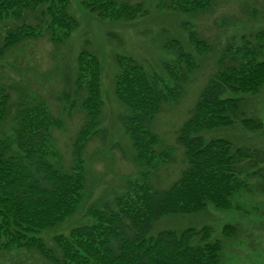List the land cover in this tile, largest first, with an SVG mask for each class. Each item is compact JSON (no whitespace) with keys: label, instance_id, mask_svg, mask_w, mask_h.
<instances>
[{"label":"trees","instance_id":"1","mask_svg":"<svg viewBox=\"0 0 264 264\" xmlns=\"http://www.w3.org/2000/svg\"><path fill=\"white\" fill-rule=\"evenodd\" d=\"M79 3L100 20L129 23L145 15L142 2ZM209 4L210 0H173L169 9L194 15ZM29 17L33 23L28 22ZM8 18L21 23L17 31L4 32L0 57L20 42L42 35L52 43L63 42L78 27L69 0H0V20ZM259 33L255 43L249 40L252 37L248 39L251 46H226L217 58V68L177 131L185 166L174 181L162 189L147 183L137 187L140 192H126L115 199L114 208L107 205L90 211V222L71 228L67 234H55L47 243L40 233L64 223L83 199V151L98 134L102 62L95 52L82 47L75 57V99L66 97L69 109L78 107L85 118L72 139L69 169L56 157L52 131L60 121L58 124L44 102L20 103L11 118V136L0 137V249H25L47 264H225L224 241L236 236L234 223L223 225V240L213 236L212 227L205 224L152 231L165 216L201 214L208 206L221 210L235 207L234 198L248 189L242 177L254 178L264 167L261 150L226 136L206 135L236 124L248 131L262 129L259 117L254 119L244 111L246 96L258 94L264 86V47L260 41L264 32ZM190 40L201 53L208 49L194 33ZM162 49L173 53L178 62L176 73L165 65L168 78L160 79L161 84L151 79L133 56H115L113 94L128 109L119 122L129 139L133 160L142 167L154 168L157 158H169L155 148L158 137L153 122L166 104L176 103L188 76L197 69L178 40L163 42ZM8 100L9 94L0 86V122L8 113Z\"/></svg>","mask_w":264,"mask_h":264},{"label":"rangeland","instance_id":"2","mask_svg":"<svg viewBox=\"0 0 264 264\" xmlns=\"http://www.w3.org/2000/svg\"><path fill=\"white\" fill-rule=\"evenodd\" d=\"M142 2L145 15L133 22H112L90 15L79 3L69 0V10L78 21L77 29L63 42L52 43L45 35L24 40L0 57V86L9 94L8 113L0 122V137L11 136L12 117L20 103L44 102L48 112L58 118L52 135L58 161L69 169L72 163V139L84 122L78 107L69 109V100L75 99L72 80L75 75V57L84 46L95 52L102 62V109L98 117V134L93 136L83 151L85 185L83 199L76 211L55 228L42 231L40 237L47 243L58 233L67 234L75 226L92 220L89 212L114 208L115 199L126 192H140V186L167 187L184 168L182 147L177 143L179 127L187 119L201 87L217 68L216 60L226 46L242 49L256 42V35L264 32V0H210L208 8L194 15L169 9L173 0H129ZM178 1V0H174ZM189 1V0H186ZM28 22L33 23L32 18ZM21 20H0V45L4 32L17 31ZM113 33L115 37H108ZM204 40L208 49L200 52L190 34ZM264 36V34H263ZM178 40L191 54L197 65L184 85L176 103L166 104L153 122L158 137L157 152H166L157 158L155 167H142L135 163L129 139L121 127L119 117L128 113L113 94V78L117 73L115 56H133L147 75L161 84L167 79L168 69L176 73L177 62L173 53L162 49V43ZM264 47V38L260 40ZM169 65L165 69V65ZM247 97V98H246ZM247 116L262 121V129L245 130L236 124L207 136L222 135L237 144L261 150L264 155V86L253 96H246ZM74 102V101H72ZM264 166V163L261 164ZM264 167L254 178L242 177L248 189L233 200L231 209L221 210L208 206L201 214L163 217L153 226L157 232L163 228H184L209 225L213 236L222 238L226 223L237 226L233 239L224 241L225 264H264ZM167 226V227H165ZM0 264H47L34 252L25 249H0Z\"/></svg>","mask_w":264,"mask_h":264}]
</instances>
